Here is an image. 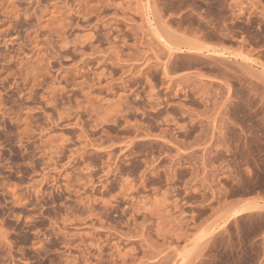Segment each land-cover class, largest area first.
<instances>
[{"label": "rangeland", "instance_id": "1", "mask_svg": "<svg viewBox=\"0 0 264 264\" xmlns=\"http://www.w3.org/2000/svg\"><path fill=\"white\" fill-rule=\"evenodd\" d=\"M0 264H264V0H0Z\"/></svg>", "mask_w": 264, "mask_h": 264}]
</instances>
